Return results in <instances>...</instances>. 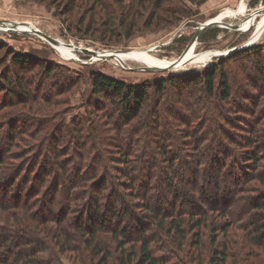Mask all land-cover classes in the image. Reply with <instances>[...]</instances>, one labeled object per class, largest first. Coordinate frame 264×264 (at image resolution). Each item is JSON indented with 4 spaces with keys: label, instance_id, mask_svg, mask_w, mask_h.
<instances>
[{
    "label": "trees",
    "instance_id": "1",
    "mask_svg": "<svg viewBox=\"0 0 264 264\" xmlns=\"http://www.w3.org/2000/svg\"><path fill=\"white\" fill-rule=\"evenodd\" d=\"M131 1L135 11L131 21L143 11L164 23L178 21L191 12L180 0ZM187 1L198 6L206 0ZM257 1L251 0V4ZM220 32L217 27L204 30L198 39L214 40ZM10 53L12 65L20 71L28 56ZM240 54L249 56L246 59L253 70L248 74L258 81V89L245 90L243 99L251 104L238 108L236 118L228 120L241 129V139L228 136V129L219 124L228 143L237 147L236 164L229 168L213 154L214 164L201 174L208 190L223 205H209L201 212H196L202 205L199 203L194 209L185 208L178 201L186 200L188 193L174 183L183 176L175 174L176 169L171 170L173 175L162 170L156 178L168 187L167 208L158 213L157 204L152 202L157 198L150 182L153 172L146 174V168L130 162L128 157L134 154L127 148L129 138L116 136L109 143L115 149L109 157L93 147L96 164L93 161L92 166L84 164L78 170L73 163L76 157L87 162L94 153L89 147L80 150L73 146L69 153L65 146H54L51 154H37L43 143L38 145L40 140L31 134L26 147L14 151L7 145L16 139V133L9 131L0 134V264H64L62 254L71 264H226L228 260L231 264H264V44L248 46ZM223 61L191 74L161 76L141 84L91 72L94 94L103 96L111 108H95L102 114L90 121V131L99 132L105 124L123 130L133 119L145 116L151 100L161 96L167 86L197 87L201 82L209 96L219 91L220 98L228 99L231 87ZM50 71L47 66L45 72ZM3 81L6 97L31 96L23 77L18 76L13 83L5 76ZM23 140L19 138V142ZM158 150L163 152L161 144ZM221 150L223 154L227 151ZM142 156L144 164H149L148 154ZM170 161L165 158L166 163ZM145 180L152 187L149 193ZM78 201L83 203L77 205ZM132 229L140 233L132 235ZM182 253L187 260H180Z\"/></svg>",
    "mask_w": 264,
    "mask_h": 264
},
{
    "label": "rangeland",
    "instance_id": "2",
    "mask_svg": "<svg viewBox=\"0 0 264 264\" xmlns=\"http://www.w3.org/2000/svg\"><path fill=\"white\" fill-rule=\"evenodd\" d=\"M180 1L191 10L190 14L164 23L146 11L131 21L135 17L131 0H0V28H8L0 30V134L16 133V139L7 146L14 151L22 150L32 134L40 140L38 145L43 143L37 154L40 151L51 154L54 146H65L69 153L73 146L80 150L89 147L94 153L88 161L76 157L77 164L73 163L79 170L84 164L92 166L95 149L104 150L108 157L113 155L115 149L109 143L116 136H122L130 140L127 148L134 154L128 157L130 162L146 168V174L153 172L150 182L155 188L152 194L157 198L152 202L157 204L158 213L167 208L168 187L165 181L156 178L162 170L176 169L175 174L183 176L174 183L188 193L186 200L178 201L185 208L194 209L193 205L199 203L202 205L196 212H201L209 205H223L216 194L208 190L209 184L201 179V174L214 164L210 157L213 154L229 168L236 164L237 147L228 143L219 124L230 132L226 135L241 139V129L233 127L228 120L236 118L238 108L251 104V100L243 99L245 90L258 89L255 86L258 81L248 74L253 64L246 59L249 56L240 51L264 44V0L255 4H251V0H206L198 6L187 0ZM228 9L236 10L222 14ZM207 21L217 24L202 31L220 28L216 39L200 41L197 38L183 54L200 24ZM17 24L29 25L32 30H20ZM36 30L56 38L59 43L47 41L35 33ZM234 47L239 48L231 51ZM10 51L28 56V62L20 71L12 65ZM179 56L182 59L175 63ZM219 60H224L223 67L230 80L228 99L220 98L219 91L209 96L201 82L196 83L197 87L167 86L161 96L151 100L145 116L133 119L123 130L105 124L106 130L90 131V121L102 114L95 108L104 105L111 108L103 96L94 94L91 72L100 71L126 83L141 84L156 77L201 71ZM47 66L51 67L48 73L45 72ZM5 76L12 82L18 76L27 80L31 96L19 95L15 100L6 97ZM218 76L217 73L216 82ZM242 124L247 126L245 122ZM19 138L25 142H19ZM220 142L224 145L220 146ZM158 144L162 145L163 152L158 150ZM221 149H226V153ZM146 153L151 159L149 164L143 161L142 155ZM165 158L171 161L166 163ZM152 187L145 180V191L149 193ZM201 189L204 190L202 195ZM169 196L171 198V194ZM139 231L132 229L130 234ZM61 258L64 264H71L65 255ZM180 260H187L183 253ZM231 263L228 260L226 264Z\"/></svg>",
    "mask_w": 264,
    "mask_h": 264
},
{
    "label": "water",
    "instance_id": "3",
    "mask_svg": "<svg viewBox=\"0 0 264 264\" xmlns=\"http://www.w3.org/2000/svg\"><path fill=\"white\" fill-rule=\"evenodd\" d=\"M2 23H3V22H2ZM212 24H217V23H216V22H203V23H201V24H200V27H198L196 33H195L194 36L191 38V40L189 41V43H188V45L186 46V48H185L184 51L186 52V50L189 49V47L192 45V43H193L194 41L197 40V38L199 37L201 31H202L204 28H206L207 26L212 25ZM232 27H233V28H236L235 26H232ZM236 29H237V28H236ZM36 32H37L39 35H41L42 37H44L47 41L51 42V43H56V42H57V39H56V38L51 37V36H49V35L43 33L41 30H36ZM245 45H246V43L243 44V45H241L240 47H243V46H245ZM238 48H239V47H234L233 49H231V51L236 50V49H238ZM92 52H94V51H92ZM142 68H146V69H148V70H157V69H149V68H147V67H142Z\"/></svg>",
    "mask_w": 264,
    "mask_h": 264
},
{
    "label": "crops",
    "instance_id": "4",
    "mask_svg": "<svg viewBox=\"0 0 264 264\" xmlns=\"http://www.w3.org/2000/svg\"><path fill=\"white\" fill-rule=\"evenodd\" d=\"M243 4V2L240 4V5H242ZM245 5V4H244ZM234 10H236V9H234ZM234 10H231V9H228V10H226V11H224V13H222V14H226V13H231L232 11H234ZM17 28L18 29H22V30H32L31 29V26H29V25H21V24H17ZM71 46V45H70Z\"/></svg>",
    "mask_w": 264,
    "mask_h": 264
},
{
    "label": "bare ground",
    "instance_id": "5",
    "mask_svg": "<svg viewBox=\"0 0 264 264\" xmlns=\"http://www.w3.org/2000/svg\"><path fill=\"white\" fill-rule=\"evenodd\" d=\"M254 14V13H253ZM207 22H210V21H207ZM7 26V25H6ZM12 26V25H11ZM13 27V26H12ZM0 30H4V31H7L8 30V28H0ZM35 33H37L36 31H35ZM38 34V33H37ZM41 36V35H40ZM42 37V36H41ZM44 38V37H43ZM57 43H59L58 41L56 42V43H54V44H57ZM188 50H186V52H187ZM185 51L183 52V54L184 53H186ZM180 57V56H179ZM182 59V56L179 58V59H177L176 61H175V63H177V62H179L180 60Z\"/></svg>",
    "mask_w": 264,
    "mask_h": 264
}]
</instances>
